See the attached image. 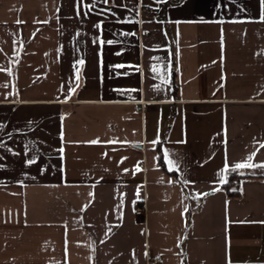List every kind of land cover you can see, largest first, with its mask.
Returning a JSON list of instances; mask_svg holds the SVG:
<instances>
[{"label":"crops","instance_id":"0c3cea01","mask_svg":"<svg viewBox=\"0 0 264 264\" xmlns=\"http://www.w3.org/2000/svg\"><path fill=\"white\" fill-rule=\"evenodd\" d=\"M260 165L264 0H0V264H264Z\"/></svg>","mask_w":264,"mask_h":264},{"label":"trees","instance_id":"16d2710c","mask_svg":"<svg viewBox=\"0 0 264 264\" xmlns=\"http://www.w3.org/2000/svg\"><path fill=\"white\" fill-rule=\"evenodd\" d=\"M175 81V79L173 78ZM160 163L164 167V161L162 157H160ZM264 177V172H257L255 174H241L238 170L233 169L229 172L228 177L224 184L222 185V188L225 190V192L228 194L229 197H235L239 195V189H238V183L242 179H255V178H260ZM193 212L189 211L188 214V223L190 222L192 218Z\"/></svg>","mask_w":264,"mask_h":264},{"label":"built area","instance_id":"2783aa9c","mask_svg":"<svg viewBox=\"0 0 264 264\" xmlns=\"http://www.w3.org/2000/svg\"><path fill=\"white\" fill-rule=\"evenodd\" d=\"M146 107V104L143 105ZM134 213L136 216H143L145 214V207L138 205L134 209ZM163 262V258L160 256H154L150 249L147 250V263L148 264H161Z\"/></svg>","mask_w":264,"mask_h":264},{"label":"snow or ice","instance_id":"6c2138e0","mask_svg":"<svg viewBox=\"0 0 264 264\" xmlns=\"http://www.w3.org/2000/svg\"><path fill=\"white\" fill-rule=\"evenodd\" d=\"M109 43H111V41H109ZM81 63H83V61H81ZM117 67H120L119 65ZM249 159H251V157H249ZM32 161H29V163H31ZM169 163L171 164L172 162L169 161ZM256 165H251L249 163H240L236 165V168H248V167H255ZM261 167H264V165H260Z\"/></svg>","mask_w":264,"mask_h":264}]
</instances>
